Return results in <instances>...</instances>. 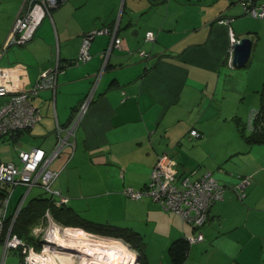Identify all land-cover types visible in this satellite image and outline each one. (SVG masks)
<instances>
[{
  "label": "crops",
  "instance_id": "crops-1",
  "mask_svg": "<svg viewBox=\"0 0 264 264\" xmlns=\"http://www.w3.org/2000/svg\"><path fill=\"white\" fill-rule=\"evenodd\" d=\"M112 1L114 3L105 6V0H64L51 16L43 19L33 40L21 47L11 46L3 53L16 16L28 8V3L26 0H0V66H20L18 87L26 89L44 71L57 64L62 67L57 74L55 90L43 89L34 98L42 118L27 132L42 137L43 141L53 136L56 143L57 125L68 123L73 109L88 95L92 97L87 113L75 130V150L66 147L54 166L61 170L59 177L64 176L60 190H68L69 195L71 180L66 172L68 167L81 164L77 160L84 153L88 154L93 168L113 165L116 170L123 169L125 175L118 181L119 188L136 186L138 178L128 174L132 173L136 159L146 154L149 162L142 165L140 161L144 172L140 174L138 187L142 188L164 156L176 163L177 173L182 175L178 160L168 153L176 141L181 143L186 132L182 128L181 111L187 107L201 109L209 104L208 101L221 103L219 100L225 99L227 92L232 90L244 93L241 104L247 102V111L262 106L264 73L253 86L249 81H233L237 68L242 67L232 62L230 30L238 39L255 36L259 44L261 40L264 42V23L245 15L240 0H180L175 3L179 12L173 18L170 14L173 0H161L158 3L167 4L166 16L163 15L158 23L144 25L138 21V16L146 8L158 4L156 0H125L123 7L121 0ZM117 12L118 16L113 18ZM223 17L230 18V23H220ZM259 23L261 33L258 35ZM105 27H117L120 46L113 47L106 56L112 35H97L90 47L91 59L71 63L79 55L84 34L93 28ZM150 30L155 34L153 41L146 40V32ZM254 44L256 46V39ZM140 51L148 55L143 56ZM255 59L251 51L244 67H253ZM235 119L243 123L242 116L237 115ZM254 145L257 146L253 144L237 153L250 152ZM52 148L44 149L49 152ZM72 152L74 155L70 158ZM260 152L262 161H254L258 165H250L254 160L251 153L253 160L245 159L248 165L244 174L234 178L230 185L224 184V199L213 204L209 220L201 228L174 219L170 211L162 213L147 199L135 201L146 210L145 218H141L145 219L146 228L132 221L135 227L113 219L108 222L128 225L143 235L144 264H264V151ZM86 164L88 166L87 162H82ZM239 176L249 179L243 199L234 190ZM68 199V204L74 207L76 202L72 195ZM83 232L103 240L115 239L139 256V251L122 238ZM200 232L204 239L189 242L184 260L176 263L170 252L172 243L184 237H196ZM17 251L7 248L5 241L0 240V264H9L11 258L19 255ZM108 251L116 254L113 248ZM116 259L119 260L117 254ZM58 260L65 264L61 258Z\"/></svg>",
  "mask_w": 264,
  "mask_h": 264
},
{
  "label": "rangeland",
  "instance_id": "rangeland-1",
  "mask_svg": "<svg viewBox=\"0 0 264 264\" xmlns=\"http://www.w3.org/2000/svg\"><path fill=\"white\" fill-rule=\"evenodd\" d=\"M123 1L125 0H121L122 7ZM159 1L161 0H158L156 2L158 3ZM260 1L263 2L264 0ZM177 2H180V0H173L172 2L173 4L170 8L171 18H173V16H176L179 12V7L177 8L175 4ZM110 3L114 2L112 0H105L104 2L105 6L109 5ZM165 5L167 6L166 3H158L149 8H146L144 11L140 12L141 15L139 14L138 21L142 25L148 22L152 24L158 23L159 19H163V15L166 16L168 9ZM191 7H193V5H191ZM117 16L118 12L115 13L113 18ZM253 18L259 20L260 23H264V18ZM125 20L126 15L124 21ZM182 21L184 20L182 19ZM123 31L124 30H121V32ZM257 32L259 35L261 33V28ZM248 35L250 34L248 33ZM244 37H248L251 40H254V43L256 39V46L254 44L252 50V55L255 54L256 59L255 62H253V67L249 66L237 68L238 73L237 76L233 78V81H243L244 83L249 81L253 86L254 83L258 82L261 74L264 73V42H262L261 40L259 44L255 36ZM262 38L264 40V37ZM146 43L147 42L143 44L145 45ZM239 87L241 86L239 85ZM249 94L250 92L247 94V100L249 99ZM244 96V93H239L232 90L227 92V96L225 97V99L221 98L219 100L222 101V104L218 101H215L214 103L208 101L209 104H205L201 109L187 107L185 110L181 111L183 115L182 121L184 122L182 128L185 129L186 132L185 134H183L181 143H178V141H176L174 145L171 146L172 148L168 150L171 158L178 160L176 162H179L180 164V169L178 168L180 174L185 176L190 175L193 171H197L199 174L212 172L213 176L221 184L230 185V182L232 180L235 181L238 175L244 174L242 172L245 171L248 165V162H245V159L246 161L247 159L253 160L252 156L254 157L253 162H251L250 164L251 166L258 165V162L254 161H262L260 151H264V144H256L257 146L254 145L253 150L250 152L246 151L247 153H237L238 150L245 151L248 148L241 137L235 117L237 115L242 116L243 123L245 124V122H247L249 119L250 112L252 110H255L250 108L247 111L245 107L247 105V102H243V104H241V102L243 101L242 98H244ZM4 100V98L0 97V105L4 102ZM191 127H195L202 136L191 138L188 132ZM246 131L247 134H249L250 130L248 128L246 129ZM54 141L55 138L53 136L47 141H43L42 137H36L34 134H31L27 131L24 132V134L18 140H14L13 138L6 136L0 139V159L18 163L19 149H30L36 146H43L44 148L49 149L51 147H54ZM58 161L59 160L54 161V163L52 164V168H54L55 164H57ZM77 161L81 164L78 167L73 165L70 168L68 167V171L66 170V173L71 180L70 193L72 195V199H75L76 202V204H74V207L80 210V213L86 218H90L93 220L99 219L102 222H108L109 220L113 219L122 222V224H130L135 227L136 225L131 223L132 221L134 223L140 224L143 228H146L145 219H141L142 217L145 218L146 210H143L139 204L135 203V201H146V199L156 205V207L160 211H162V213H168L165 209L162 208L159 203H156L148 195H144L142 198H134L125 192V190L129 188H132L136 192L142 191L141 187H138V185L140 184L139 182H141L140 174L142 173V170L144 172V169H142V165H146L149 162V158L148 156H146V154H143V156L136 159L137 162L133 165V167H131L133 168L132 173L130 172V174H128V176L131 175L138 178V183H135L136 186L131 185L122 188H119L117 185L119 179H122V177L125 175L123 169L122 171L116 170L117 167L113 165H109L106 168H102L104 167V165H100L98 167L99 169L93 168L90 164L89 156L86 153L82 154V156H80ZM140 161L142 165L140 164ZM82 162H87L88 166L87 164L82 165ZM69 164L71 165V160ZM197 172L194 174V176L197 174ZM180 176L181 175H177L176 177L177 183H179L178 178ZM57 179L58 180L56 182V187L61 189V181L64 180V176L60 175V177ZM27 190L28 187L26 185H18L14 188L10 201V211H13L15 207L18 206ZM68 192V190L63 189V195L67 198H70L71 195H69ZM41 194L45 196L49 195V193L46 192L43 188L35 186L28 193L25 202ZM172 213L174 214V219H181L179 216H177L176 213ZM138 216L139 219L137 218ZM55 223V221L54 223H52L48 220L44 221L43 223L40 222V224L33 228L35 237L37 239L42 238V241L46 237L50 239V234H48L49 236H47V233L49 228V233H51L54 227H57V229L63 231L77 230V228H67V226L65 227L59 225L58 223ZM110 223L115 224V222ZM116 225L119 224L117 223ZM119 226L130 227L128 225ZM82 231L84 230L82 229ZM5 239L6 236L4 238V241ZM85 241L86 242L84 244H76V248H70V245H72L71 243L69 244V246L60 247L58 243L53 244V241V243L44 241L41 251L32 249L30 251H27L26 253H23L24 264H26L27 257H37L42 264H45L46 262V264H56L54 260L61 264L58 260L59 258H61L65 262V264H73L74 261H76V264H104L95 259L97 253H99V250L103 245L106 247H114L115 244L116 246L123 247V251L125 252V254L123 255L119 254V256L121 257L118 258V261H120L121 263L123 262L122 264H131L130 254L132 256L133 254L128 249H126L121 244V242L115 239L113 241L103 240L93 235ZM28 245L33 247V245L29 243ZM78 245L81 248H79ZM92 246L96 251H94L95 254H92V251H89L88 253L90 254L86 255L84 254V252L82 253V251L89 250V248ZM10 248L17 249L18 247ZM43 255L47 258H44ZM51 256L54 258V260L51 258ZM11 259L9 264H19L20 262L19 255Z\"/></svg>",
  "mask_w": 264,
  "mask_h": 264
},
{
  "label": "built area",
  "instance_id": "built-area-1",
  "mask_svg": "<svg viewBox=\"0 0 264 264\" xmlns=\"http://www.w3.org/2000/svg\"><path fill=\"white\" fill-rule=\"evenodd\" d=\"M26 2L28 3V8L21 10L17 14L10 34L4 43L3 53L11 45H23L31 41L43 19L51 16L53 8L58 6L57 0H26ZM240 2L248 15L255 18H264V1L241 0ZM230 21L231 19L227 17L219 19V22L224 24H229ZM117 30V27L115 29L105 27L93 29L86 33L83 36L79 56L75 63L89 61L92 57L90 47L93 39L97 35L106 33L112 35V40L106 49V56H108L113 47L121 44V38L117 36ZM230 39V51L233 54L235 43L239 39L232 30H230ZM146 40H155L153 31L146 32ZM140 54L143 56L148 55L145 51H140ZM19 68L20 66H0V97L5 99L0 105V139L6 136L14 139L18 132L33 128L41 120L42 115L34 104V98L43 89L55 90L57 87V74L62 67L61 64H57L55 68L44 71L39 79L26 89H21L17 85L20 76ZM91 98V95H88L83 99L70 123L57 125L55 130L57 141L51 151L47 152L42 147L19 149L18 163L0 159V233L5 229L6 220L8 219L10 225L6 231L5 239L7 248L22 246L23 253L32 249L35 250L34 247L25 244L12 231L16 217L28 195V192L25 193L18 206L13 211H10V201L16 186L26 185L28 191L35 186H39L57 197L55 200L56 205H61L68 201V198L63 195L61 190L55 187V182L61 170L52 168V164L66 147L72 148L73 151L75 150V130L87 113ZM257 113L258 110H252L249 119L250 123ZM192 135H198L197 130H192ZM72 156L73 152L70 158ZM162 159L154 168L151 181L146 190L136 192L129 188L125 192L134 198L148 195L166 211L176 213L183 222L190 223L197 228L203 227L208 220L209 208L213 201L223 198V187L211 173H205L199 179L192 178L191 175H181L178 178L179 183H177L176 177L179 174L177 173L176 163L166 156L162 157ZM248 183L249 179L244 177L241 178L236 187L241 198L245 197L246 184ZM46 216L48 221L54 223L49 209L46 212ZM49 230L47 236H49ZM203 239L204 235L202 232L196 237L188 238L189 242H198ZM44 258L47 257L44 256ZM131 263L140 264L139 256L135 255ZM26 264L42 263L36 258L27 257Z\"/></svg>",
  "mask_w": 264,
  "mask_h": 264
},
{
  "label": "trees",
  "instance_id": "trees-1",
  "mask_svg": "<svg viewBox=\"0 0 264 264\" xmlns=\"http://www.w3.org/2000/svg\"><path fill=\"white\" fill-rule=\"evenodd\" d=\"M58 6L53 8V10L56 9ZM53 10H52V12H53ZM52 12H51V14H52ZM244 14L248 15L245 12V10H244ZM249 16H251V15H249ZM258 19H261V18H258ZM85 35L86 34H84V36ZM29 42H27L26 44H28ZM26 44H23V45H26ZM11 46L21 47L22 45L16 44V45H11ZM11 46H9V47H11ZM105 53H106V50H105ZM77 58L73 59L70 62L75 63ZM79 105H77L73 109L68 123H70V121L73 118L74 113H76V110L78 109ZM257 110H258V113L255 117H253V120L251 122L252 124L250 123V120H249L252 111L250 112L249 119L247 122H245V124L242 123L241 121H239L238 119H236L241 137L244 140V143L246 144L247 147L251 146L253 144H257V143H264V92H263L262 106H261V108H259ZM68 123L63 124V125H67ZM247 128L250 130L249 134H247V131H246ZM194 129L197 130L194 127L189 130L190 137L191 138L201 137L202 135L199 133L198 130H197L198 135H192V130H194ZM27 131H30V129ZM24 132H26V131L18 132L15 135L14 140H18L20 138L21 134H23ZM196 172L197 171H193L190 174L192 176V178L199 179L203 174L208 173V172H205V173L199 174L197 172V174L194 176V174ZM209 173H211L213 175L212 172H209ZM239 177H240V179L243 178L241 176H239ZM240 179H239V182H240ZM150 181H151V175H150V179L148 180L146 185L141 188L142 191L146 190L148 188ZM239 182L236 185H234V190L236 191L238 197L240 199H243L244 197L241 198L239 196L238 190L236 188L237 185L239 184ZM219 184L223 187V198L220 200H214L213 201V203L211 204V206L209 208L208 220H209V215H210V209L212 208L213 204L224 199L225 185L221 184L220 182H219ZM143 196H141L139 198H142ZM245 196H246V194H245ZM56 199H57V197H55L51 193H49L48 196L41 194V195H38V196L31 198L27 202L24 201V203H23V205H22V207H21V209H20V211L16 217L14 225H13V230H12L13 234H15L25 244L29 243V244L33 245L35 250L41 251L43 248V241L41 240L42 238L37 239L35 237V235L33 233V228L35 226H37L38 224H40V222L43 223L44 221L47 220L46 212L49 209L53 220L56 223H58L59 225H62L65 227L67 226V228L79 227L80 229L86 230V231H88V233L91 232L92 234L94 233V234L103 235V236H113V237H117V238H122L125 242L129 243V245L133 249L139 251L140 264L145 263L143 253H142V251L144 250V247H145V241L143 239V235L140 232L136 231L135 229H133L131 227L119 226V225H116V224H113L110 222H99V221H96V220H93L90 218H86L77 209H75L74 207H72L71 205L68 204L69 199L67 202H65L64 204H61V205L55 204ZM7 220H6L7 224L5 226V229L0 233V240L2 242L4 241V238L6 236V230L10 225V223H9L10 221L9 220L7 221ZM208 220H207V222H208ZM188 245H189V240L187 237L177 239L172 243V245L170 247V252H171V255L173 257V260L176 263H181L184 260L187 249H188ZM22 249H23L22 246H19L17 248V250H18L17 252L20 256V260L24 263V254H23Z\"/></svg>",
  "mask_w": 264,
  "mask_h": 264
},
{
  "label": "bare ground",
  "instance_id": "bare-ground-1",
  "mask_svg": "<svg viewBox=\"0 0 264 264\" xmlns=\"http://www.w3.org/2000/svg\"><path fill=\"white\" fill-rule=\"evenodd\" d=\"M53 226V225H52ZM50 234V240L53 241L55 244H59L60 247H65V246H69V244L71 243L72 245H70V248H76L77 245L76 244H84L90 236L83 232L82 230H60L57 229V227H54L51 231ZM74 244V245H73ZM79 247V245H78ZM81 248V247H79ZM108 248L110 249H115L116 254H117V258H119V254L123 255L125 252L123 251V247H119V246H115L114 247H106V246H102L99 250V253H97L95 259L99 260L100 262L104 263V264H122L120 261H118L116 259V254H112L111 252L108 251ZM83 250V249H81ZM89 251H92V254H95V250L94 247H90L89 250L86 251H82V253L84 252V254H90L88 253ZM95 251V252H94ZM114 252V251H112ZM124 252V253H123ZM37 258V257H36ZM130 258L131 261L133 262L134 258H135V254H133V256L130 254ZM38 261L39 258H37ZM126 264V263H125ZM132 264V263H131Z\"/></svg>",
  "mask_w": 264,
  "mask_h": 264
},
{
  "label": "water",
  "instance_id": "water-1",
  "mask_svg": "<svg viewBox=\"0 0 264 264\" xmlns=\"http://www.w3.org/2000/svg\"><path fill=\"white\" fill-rule=\"evenodd\" d=\"M63 1L64 0H57V4L60 5ZM252 48H253V40H251L248 37L240 38L239 41L236 42L234 46L233 61H232L233 65L238 67H244L250 59ZM44 241L53 243L52 241H50L49 238L43 239V242Z\"/></svg>",
  "mask_w": 264,
  "mask_h": 264
}]
</instances>
